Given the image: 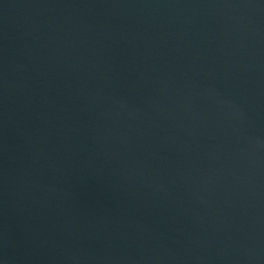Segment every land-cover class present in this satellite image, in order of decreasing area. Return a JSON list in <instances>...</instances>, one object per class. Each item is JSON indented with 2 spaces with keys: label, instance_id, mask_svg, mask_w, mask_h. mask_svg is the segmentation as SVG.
<instances>
[{
  "label": "water",
  "instance_id": "1",
  "mask_svg": "<svg viewBox=\"0 0 264 264\" xmlns=\"http://www.w3.org/2000/svg\"><path fill=\"white\" fill-rule=\"evenodd\" d=\"M0 264H264V0H0Z\"/></svg>",
  "mask_w": 264,
  "mask_h": 264
}]
</instances>
